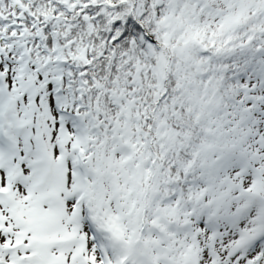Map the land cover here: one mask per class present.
I'll return each instance as SVG.
<instances>
[{
  "label": "snow or ice",
  "instance_id": "6c2138e0",
  "mask_svg": "<svg viewBox=\"0 0 264 264\" xmlns=\"http://www.w3.org/2000/svg\"><path fill=\"white\" fill-rule=\"evenodd\" d=\"M0 264H264V0H0Z\"/></svg>",
  "mask_w": 264,
  "mask_h": 264
}]
</instances>
